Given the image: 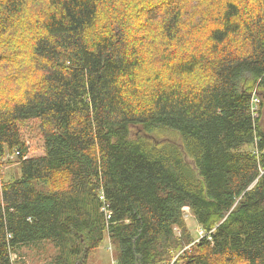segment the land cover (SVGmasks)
Here are the masks:
<instances>
[{
	"label": "trees",
	"instance_id": "1",
	"mask_svg": "<svg viewBox=\"0 0 264 264\" xmlns=\"http://www.w3.org/2000/svg\"><path fill=\"white\" fill-rule=\"evenodd\" d=\"M4 161L0 264H264V0H0Z\"/></svg>",
	"mask_w": 264,
	"mask_h": 264
},
{
	"label": "rangeland",
	"instance_id": "2",
	"mask_svg": "<svg viewBox=\"0 0 264 264\" xmlns=\"http://www.w3.org/2000/svg\"><path fill=\"white\" fill-rule=\"evenodd\" d=\"M168 134V133H167ZM166 135V134H165ZM163 135V136H165ZM28 138L33 140V147L31 149V155H40L43 153V144L40 140L33 136L27 135ZM166 137V136H165ZM5 162V163H4ZM0 164V177L10 178L19 177L20 169L16 162L4 161ZM185 219L188 227L194 236L198 238L199 226L196 220L193 218L189 208H185ZM113 247L110 244L108 238H105L98 250H96L89 258L88 264H114ZM19 253L24 256V264H47L50 255L54 253V248L49 243L38 244V246H30L27 248L19 249ZM16 258V253L12 257Z\"/></svg>",
	"mask_w": 264,
	"mask_h": 264
},
{
	"label": "built area",
	"instance_id": "3",
	"mask_svg": "<svg viewBox=\"0 0 264 264\" xmlns=\"http://www.w3.org/2000/svg\"><path fill=\"white\" fill-rule=\"evenodd\" d=\"M253 114L256 116L257 115V111L255 109H253ZM199 235L202 236L204 235V231L202 229L199 230Z\"/></svg>",
	"mask_w": 264,
	"mask_h": 264
}]
</instances>
